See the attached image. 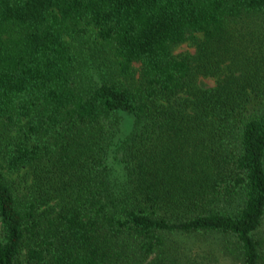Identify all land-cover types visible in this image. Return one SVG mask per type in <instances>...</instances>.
Instances as JSON below:
<instances>
[{"label": "trees", "instance_id": "16d2710c", "mask_svg": "<svg viewBox=\"0 0 264 264\" xmlns=\"http://www.w3.org/2000/svg\"><path fill=\"white\" fill-rule=\"evenodd\" d=\"M0 264H264V0H0Z\"/></svg>", "mask_w": 264, "mask_h": 264}, {"label": "rangeland", "instance_id": "374dc122", "mask_svg": "<svg viewBox=\"0 0 264 264\" xmlns=\"http://www.w3.org/2000/svg\"><path fill=\"white\" fill-rule=\"evenodd\" d=\"M72 44L75 47L76 51L78 52L79 48H81L82 42L79 40H72ZM173 52L175 54L192 55L194 52V47L190 42H183L174 46ZM85 58L89 62V64H92L88 54L85 55ZM196 83L200 87L209 88L215 84V79L213 77L199 75L197 76ZM131 124H132V118L130 115L124 114L123 116H121L120 129L122 133H126L130 129ZM110 151L111 153L109 157V162L112 170V176L114 177L117 176L120 179L122 177V163L120 162V159L117 158L118 152L116 151L115 144L111 145Z\"/></svg>", "mask_w": 264, "mask_h": 264}]
</instances>
